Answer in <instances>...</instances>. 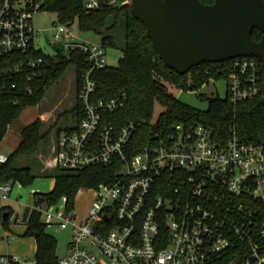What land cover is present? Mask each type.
<instances>
[{"label":"built area","instance_id":"1","mask_svg":"<svg viewBox=\"0 0 264 264\" xmlns=\"http://www.w3.org/2000/svg\"><path fill=\"white\" fill-rule=\"evenodd\" d=\"M85 8L94 10L96 0H85ZM39 12L36 0H0V94L21 81L30 85L45 76L48 66L34 56L42 50L40 33L32 25ZM52 32L53 43L62 44L66 57L76 53L90 65L76 70L81 119L56 135L53 168L75 173L115 167L112 181L89 189L94 198L83 220L74 209H66L64 198L53 206L33 208L46 229L71 231L67 253L58 264H264V140L244 142L232 127L221 144L201 124H176L168 132L154 133L131 155L132 137L145 122L116 127L107 120L124 106L123 92L108 100L95 98L92 74L107 68L105 48L79 41L69 25L58 24ZM229 61V104L260 96V61ZM181 85L180 92H193ZM27 90L31 95V88ZM7 161L8 156L0 154V167ZM12 190L10 183L0 185V210ZM0 264L36 262L0 257Z\"/></svg>","mask_w":264,"mask_h":264},{"label":"trees","instance_id":"2","mask_svg":"<svg viewBox=\"0 0 264 264\" xmlns=\"http://www.w3.org/2000/svg\"><path fill=\"white\" fill-rule=\"evenodd\" d=\"M113 0H96V8L87 11L85 0H36L40 2L41 11L54 13L58 17L59 24L71 26L77 22L82 32H92L101 37V46L114 47L112 34L120 25L124 26V49L122 58L116 68L107 67L94 71L92 79L96 82V99L108 100L118 92L126 96L124 106L115 114L107 116L116 127H120L127 121H144L131 140L132 153L134 155L144 145L148 144L154 133L162 130L168 132L172 125L201 124L209 128L216 140L224 144L229 137V131L233 127L238 138L244 142H256L264 140V89L260 96L251 101L240 103L236 106L229 104L227 99H207L201 95L202 101H207L206 111L193 109L168 93L166 84L183 89L198 91L209 83L210 80L227 78L226 67L230 61L208 64L204 63L192 68L189 73L181 76L164 67L158 56L152 49L151 42L146 36L145 25L135 20L130 12V5L122 7L111 5ZM204 6L212 5L215 0H198ZM263 34L255 29L251 38L259 42ZM35 58L42 60L47 66L45 76L41 82L27 84L21 81L16 89H8L0 94V143L5 138L9 126L19 115L29 107H36L45 96L44 89L48 83L59 81L69 66H73L79 72L90 68L82 55L76 53L68 57L57 55L58 60L46 55L39 50L34 54ZM261 63V62H260ZM262 78L264 82V64L261 63ZM193 86L188 89V83ZM31 88L32 94H28ZM160 105L165 108L154 125V108ZM73 125H77L81 119L80 108L75 101L71 109ZM67 130L62 126L59 132ZM56 134V135H57ZM48 133L41 132L39 121L33 122L21 132V141L8 161L0 167V185L19 184L22 187L31 186L34 181L45 176L54 180V188L48 194H33L34 207L39 205L53 206L61 199H66V209H74L75 198L80 190L97 188L113 179L115 167H92L81 172L69 173L54 169L50 174H40L35 168L21 167L18 161L24 156L35 154L40 147L47 142ZM6 209L0 210L1 224L4 230L9 228V219L12 212L7 213L4 221L2 216ZM22 223L27 227L24 237L34 238L36 241V264H58L56 256L57 242L55 238L46 232L45 225L41 222V215L33 209H26Z\"/></svg>","mask_w":264,"mask_h":264},{"label":"rangeland","instance_id":"3","mask_svg":"<svg viewBox=\"0 0 264 264\" xmlns=\"http://www.w3.org/2000/svg\"><path fill=\"white\" fill-rule=\"evenodd\" d=\"M117 7H122L126 0H115ZM127 5H130L128 1ZM59 24L58 17L54 13L39 12L32 17V25L35 31L40 33L38 37V46L46 55L54 57L58 60L57 53L66 57V53L62 52V44L53 43L52 29ZM72 33L79 41L88 44H101V37L92 32H82L78 28L77 22L71 26ZM114 38V47L105 48L106 65L110 68H116L122 58V51L124 49V26L120 25L118 30L112 34ZM61 51V52H60ZM75 75L76 68L69 66L62 78L55 81L49 86L47 93L36 107H29L25 109L19 117L9 126L7 134L0 143V154L9 156L13 153L15 148L21 141L22 130L31 125L35 121L41 124V132L48 133L47 142L43 144L40 149L33 155L24 156L18 164L21 167H26V164H33L40 174H50L54 172L53 168V149L56 141L57 131L62 126H68L73 123L71 118V109L75 103ZM169 94L174 96L181 103L200 111H206L207 101H202L200 96L203 95L207 99H225L226 98V79L210 80L209 84L203 86L195 92H180L179 89L166 84ZM165 108L156 105L154 108L152 123H156L159 116L165 112ZM53 179L41 176L37 178L29 187L18 188L15 184L13 192L10 195L11 206L18 213L19 217H23L26 208H32L33 201L29 194L30 190L37 184L41 191H51ZM44 193V192H43ZM26 198V200H25ZM94 193L89 190H80L75 198L74 212L78 219L83 220L90 209L93 202ZM28 201L27 204H21L22 201ZM59 207V205H58ZM34 208V207H33ZM32 208V209H33ZM46 232L53 236L57 242L56 256L58 259L63 258L68 250V244L71 240V231L69 228L59 231L56 227L46 229Z\"/></svg>","mask_w":264,"mask_h":264},{"label":"water","instance_id":"4","mask_svg":"<svg viewBox=\"0 0 264 264\" xmlns=\"http://www.w3.org/2000/svg\"><path fill=\"white\" fill-rule=\"evenodd\" d=\"M130 12L145 25L164 67L178 75L240 57L264 64V0H215L210 6L198 0H130ZM255 29L263 34L259 42L251 38Z\"/></svg>","mask_w":264,"mask_h":264},{"label":"crops","instance_id":"5","mask_svg":"<svg viewBox=\"0 0 264 264\" xmlns=\"http://www.w3.org/2000/svg\"><path fill=\"white\" fill-rule=\"evenodd\" d=\"M16 149V148H15ZM28 167H34L33 164H26ZM15 185V184H14ZM13 185V188H14ZM18 188H22L21 185L17 184ZM51 191L54 188V180L52 182ZM50 191V192H51ZM13 192V190H12ZM44 192V193H43ZM47 191H41L39 185L35 186L30 190L29 194L31 197L33 194H48ZM26 200V198H25ZM33 201V199H32ZM16 201H11L10 197L2 203V209H6L5 213L12 212V216L9 219V228L4 230L1 224L0 218V257H18L24 260H34L36 254V241L34 238H26L24 234L27 227L22 223V218L19 217L18 213L11 206V203ZM28 201H22L21 204H27ZM34 205V201H33ZM34 207V206H33ZM32 207V208H33ZM26 208V209H32ZM24 215V213H23Z\"/></svg>","mask_w":264,"mask_h":264}]
</instances>
